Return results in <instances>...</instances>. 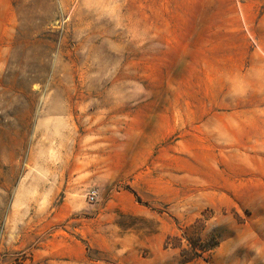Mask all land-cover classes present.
I'll return each mask as SVG.
<instances>
[{
	"label": "rangeland",
	"instance_id": "374dc122",
	"mask_svg": "<svg viewBox=\"0 0 264 264\" xmlns=\"http://www.w3.org/2000/svg\"><path fill=\"white\" fill-rule=\"evenodd\" d=\"M0 264H264V0H0Z\"/></svg>",
	"mask_w": 264,
	"mask_h": 264
},
{
	"label": "built area",
	"instance_id": "2783aa9c",
	"mask_svg": "<svg viewBox=\"0 0 264 264\" xmlns=\"http://www.w3.org/2000/svg\"><path fill=\"white\" fill-rule=\"evenodd\" d=\"M95 199V193L90 194V201H93Z\"/></svg>",
	"mask_w": 264,
	"mask_h": 264
}]
</instances>
